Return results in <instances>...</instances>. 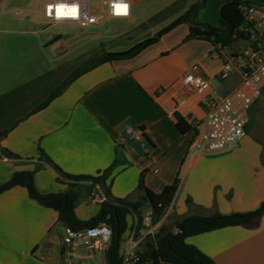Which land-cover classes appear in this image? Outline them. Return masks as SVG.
Returning <instances> with one entry per match:
<instances>
[{
	"label": "crops",
	"instance_id": "obj_1",
	"mask_svg": "<svg viewBox=\"0 0 264 264\" xmlns=\"http://www.w3.org/2000/svg\"><path fill=\"white\" fill-rule=\"evenodd\" d=\"M128 1L131 6L160 2L166 9L178 0ZM228 1L232 0H207L196 21L219 26L220 9ZM41 2L38 0L39 5ZM194 2L189 0L184 10ZM189 34V26L180 25L158 41L161 47L153 44L134 58L95 68L74 81L48 107L20 122L6 135H0V150L8 149L19 156L10 159L0 153V186L8 184L16 173L32 172L37 191L48 195L68 191L73 182L70 177H100L112 198L137 202L142 196L139 189L142 177L146 187L155 193H161L179 178L173 209L181 195L191 198L200 208L201 217L257 210L264 202L262 155L258 164L261 176L249 183L239 201L236 195L227 201V191L223 196L216 189L233 182L229 169L236 160L231 153L242 151L243 144L233 152L195 154L191 150L195 127L190 125L191 129L182 133L175 118L176 113L185 120L194 116L203 121L206 112L202 102L206 97L214 92L229 93L243 83L237 67L227 80L218 79L227 64L236 65L240 40L231 46L230 52L224 49L218 54L212 43L188 39ZM13 35L18 33L0 31V86H5L11 77L10 56L21 51L7 45ZM192 52L202 60L199 63L212 83L219 80L218 87L212 85L201 91L185 88L183 76L197 67L185 65L182 56ZM17 68L21 72V62ZM130 129L133 133H128ZM42 154L53 165L43 161ZM79 184L82 193L76 204V217L80 222H89L100 214L102 204L92 202L91 194L86 191L90 183ZM86 202L100 206V210L89 211ZM188 216L193 215L188 211L185 217ZM63 227L59 213L32 199L27 188L12 186L1 192L0 264H75L71 258L76 250L70 256L62 242ZM131 232L123 238L122 254L128 247ZM188 243L215 264H264V215L250 226L211 231L189 238ZM109 246L102 252H94L91 258L88 255L87 259L101 264ZM139 249L143 251L144 245Z\"/></svg>",
	"mask_w": 264,
	"mask_h": 264
},
{
	"label": "rangeland",
	"instance_id": "obj_2",
	"mask_svg": "<svg viewBox=\"0 0 264 264\" xmlns=\"http://www.w3.org/2000/svg\"><path fill=\"white\" fill-rule=\"evenodd\" d=\"M43 3L41 2V5ZM91 4L93 7H98L102 4V0H91ZM187 4L186 0H178L166 9L160 2L131 6L129 19L110 18L104 11L100 13L102 16L100 24L81 27L73 24H47L49 21L42 14L34 12L38 6V0H0V31L18 33V35L11 36L12 39L10 38L7 45L13 49H21L20 52L14 51L10 56L13 62L11 77L7 78L5 86H0V96L44 77L42 84L40 83L37 88L33 89L27 98V107L19 108V111L15 113L9 112L5 117L0 118V126L13 124L17 117L23 115L26 109L31 108L33 101H42L48 93L63 85L76 68L82 66L94 55L102 54L105 51H124L135 43L156 35L183 15L186 12L184 9ZM21 11H27V13L20 14ZM201 16L203 15L200 14ZM153 18L152 22L149 21ZM187 25L184 24V26ZM60 36H62V41H57L56 38ZM160 44L161 42H157L154 45L161 47ZM246 45L243 40L237 43L240 51ZM231 50V47L225 49L226 53ZM195 55L193 52L184 54L182 56L184 64L190 68H200L205 72L202 64L199 63L202 60ZM20 62L22 64L21 72L17 68ZM219 84L218 79L213 80L214 88ZM246 132L247 137L242 141L243 143L241 142L243 150L240 152L234 151L235 149L227 151H234L231 156L236 160L234 167L232 165L229 169L233 182L229 185H221L216 189V191L222 192L223 196L224 191H227L225 195L227 201L233 200L235 195L238 196L236 200L239 201L241 196L246 193L249 183H253L262 174L258 164L259 155H262L260 166L264 160V92L251 110L250 123ZM176 202V208L170 207L167 210L160 222L158 232L162 227L177 232L178 224L188 211L190 215H201L200 208L192 203L191 198L185 199L180 195ZM86 206L89 211L100 210V206L89 202L85 203ZM148 213L147 208L139 213H134L131 216L132 229L136 223H142ZM90 252L94 253L92 250ZM90 252L86 248H79L71 260L75 264H79L81 261L85 264H96V260L87 259ZM100 263L108 264L105 255Z\"/></svg>",
	"mask_w": 264,
	"mask_h": 264
},
{
	"label": "trees",
	"instance_id": "obj_3",
	"mask_svg": "<svg viewBox=\"0 0 264 264\" xmlns=\"http://www.w3.org/2000/svg\"><path fill=\"white\" fill-rule=\"evenodd\" d=\"M253 3L264 4V0H232L224 3L220 9V25L215 26L198 23L196 21L199 12L206 7L207 0H195L183 15L156 35L135 43L124 51H105L102 54L94 55L82 66L76 68L63 85L48 93L42 101H33L31 108L29 110L26 109V112L17 117L13 124L3 126L0 135H6L8 131L15 128L23 120L48 107L52 101L61 96L74 81L83 75L105 63L134 58L151 45L160 41L164 35L179 25H189L190 34L188 39L209 41L217 53L220 54L221 50L231 47L235 42L245 38L242 27L245 26L246 19L241 7ZM153 20L154 18L149 21L152 22ZM61 38L62 36L56 38V40L58 41ZM43 79L44 77L0 96V118L5 117L9 112H18L19 108H26L27 98L31 95L33 89L37 88L40 83L42 84ZM175 118L177 128L182 133L191 129L183 117L175 113ZM0 153L6 158H19L17 154H14L8 149H1ZM41 158L48 164L53 165L46 155L42 154ZM54 167L61 173L58 167ZM69 179L73 182L70 184L68 191L42 195L35 187L33 173L20 172L16 173L8 184L0 186V193L12 186H23L27 188L32 199L38 201L42 206L59 213L60 222L64 226L63 228L83 229L99 223L109 225L113 230V236L106 253L108 264H123L121 243L125 234L132 230L131 216L147 208L152 211L153 223L157 224L161 222L167 210L171 207L180 184L179 178H176L173 184L166 186L161 193H155L146 187L142 177L139 183L142 196L137 202H131L128 199L112 198L109 190L102 186V178L100 177L77 176L70 177ZM82 181L90 183L86 186V191L90 194L95 186L100 184L103 192L108 197V201L101 205L100 214L89 222L78 221L75 213L76 204L79 200L80 193H82V186L79 182ZM263 215L264 202L257 210L249 213L216 214L212 217L196 215L185 217L178 224V232H173L162 227L153 238H149L141 252L142 260L145 262L149 259H161L172 264H215L209 256L201 252L196 246L188 243V239L228 227L250 226L257 222Z\"/></svg>",
	"mask_w": 264,
	"mask_h": 264
},
{
	"label": "built area",
	"instance_id": "obj_4",
	"mask_svg": "<svg viewBox=\"0 0 264 264\" xmlns=\"http://www.w3.org/2000/svg\"><path fill=\"white\" fill-rule=\"evenodd\" d=\"M43 5L35 9V13L42 14L49 25L73 24L81 27L100 24V13L106 11L110 18L128 19L131 17V4L128 0H102V4L93 7L91 0H42ZM76 7L75 16L60 17L56 15L59 4ZM118 4H124L125 12L116 11ZM246 23L242 27L246 47L237 54L236 65L227 64L218 75L221 81L227 80L234 67L243 76V83L226 94L214 92L206 97L202 105L205 109L203 121L189 116L186 120L196 129V136L191 150L195 154L211 156L216 153L236 149L247 137L246 128L250 123V113L264 92V4L253 3L242 6ZM21 11L20 14H26ZM191 77V79H189ZM183 84L189 91H201L212 87V79L203 70L194 68L182 78ZM128 133H133L130 129ZM137 136V135H136ZM91 200L96 204H104L108 197L97 184L91 192ZM159 223L154 224L152 211L145 216L142 223H136L132 229L129 244L123 253V264H172L161 259L143 261L139 246L146 244L149 238L158 233ZM178 232V230H177ZM95 233V234H93ZM113 236L112 228L99 223L83 229L64 228L62 242L70 256L79 248H86L93 252H102L110 244ZM92 254H89L91 258Z\"/></svg>",
	"mask_w": 264,
	"mask_h": 264
},
{
	"label": "clouds",
	"instance_id": "obj_5",
	"mask_svg": "<svg viewBox=\"0 0 264 264\" xmlns=\"http://www.w3.org/2000/svg\"><path fill=\"white\" fill-rule=\"evenodd\" d=\"M116 11L119 13L125 12L124 4H118ZM77 12L76 7H65V4L61 3L56 7V15L60 17L64 16H75ZM191 79V77H189ZM95 234V233H93Z\"/></svg>",
	"mask_w": 264,
	"mask_h": 264
},
{
	"label": "water",
	"instance_id": "obj_6",
	"mask_svg": "<svg viewBox=\"0 0 264 264\" xmlns=\"http://www.w3.org/2000/svg\"><path fill=\"white\" fill-rule=\"evenodd\" d=\"M61 234L63 235V230L61 231Z\"/></svg>",
	"mask_w": 264,
	"mask_h": 264
},
{
	"label": "snow or ice",
	"instance_id": "obj_7",
	"mask_svg": "<svg viewBox=\"0 0 264 264\" xmlns=\"http://www.w3.org/2000/svg\"><path fill=\"white\" fill-rule=\"evenodd\" d=\"M65 7H68V6L65 5Z\"/></svg>",
	"mask_w": 264,
	"mask_h": 264
}]
</instances>
